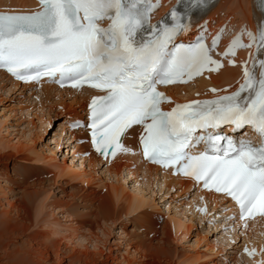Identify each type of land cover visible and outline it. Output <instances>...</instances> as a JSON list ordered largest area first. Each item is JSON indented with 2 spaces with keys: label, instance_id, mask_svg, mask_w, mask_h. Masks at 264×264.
Returning <instances> with one entry per match:
<instances>
[{
  "label": "snow or ice",
  "instance_id": "snow-or-ice-1",
  "mask_svg": "<svg viewBox=\"0 0 264 264\" xmlns=\"http://www.w3.org/2000/svg\"><path fill=\"white\" fill-rule=\"evenodd\" d=\"M200 3L188 0L183 13L170 9V22L154 25L149 17L159 4L153 0H38L30 13L0 12V68L24 82L49 77L61 86L87 84L103 92L92 98L89 122L82 125L97 153H127L122 138L140 126L147 160L224 193L239 206L241 219L264 215V58L253 55L230 94L161 110L168 98L158 85L186 83L185 77L222 67L210 54L219 36L211 47L203 37L188 47L176 43L189 29L185 17ZM246 34L248 44L234 37L222 55L253 44L264 51V22ZM225 126L250 129L258 143L247 131L238 140L224 134Z\"/></svg>",
  "mask_w": 264,
  "mask_h": 264
},
{
  "label": "bare ground",
  "instance_id": "bare-ground-1",
  "mask_svg": "<svg viewBox=\"0 0 264 264\" xmlns=\"http://www.w3.org/2000/svg\"><path fill=\"white\" fill-rule=\"evenodd\" d=\"M163 1H169V0H163ZM226 1L227 0L217 1V3L209 10L211 12L208 13L206 16L208 20H211L210 23L212 26L213 33L218 31L222 26L225 27V31H224L225 42H227L231 38V36H233L235 31H237L238 29H240L243 33H246V32H249L250 29L251 30L254 29L255 24L260 26L261 23L264 22L262 20V17H260V14L255 9L254 2L252 0H240L242 2V3L239 2L241 5L240 6L241 11L237 10L236 11L237 13H236L232 10V13H234V15L232 13H229L230 12L229 11L219 16L220 18L224 14H226L222 19L221 18L215 19L216 15H218V11L220 7L223 10V6L226 3ZM35 6H36L35 0H0V10L2 11H5V10L30 11V9L35 8ZM238 13H241V15H238ZM234 16H237V18L233 19ZM214 52L217 53L216 50H214ZM247 52L248 51L245 49L240 50L238 57L236 58L238 66L234 68H230L227 66L228 62H226L221 71H218L216 73H208L207 71H205L204 73H202V75L198 79L192 81L191 83L192 85H190L189 88L173 87L169 89V93H170L169 96L173 100L177 98L176 100L179 103H181V101H188L194 98L195 97L194 94L196 93H201V94L205 93L209 85H214L222 90H227V88L231 89L232 87H236L237 85H239V82L242 80V77H243L241 75L242 68L240 65L246 59ZM15 90L21 91V94L24 93V90H27L29 94L27 95V98H24L26 99L24 100V103L21 101V104L18 107L19 108L18 114H20L22 119L25 120L27 124L24 127H22L21 130L19 128L18 131L17 130L14 131L15 134H13L14 136L13 142L10 141L12 147H14L13 149H17L19 147H21L22 149H25L22 147V145L31 143L32 142L31 139L33 138V136L36 135V132H38L37 134H40V135H43L44 133L47 132V128L50 127V124H51L50 122L51 118L55 119V118H58L59 116H64L67 113L69 114L73 113V114H70L71 116L68 115V117H65L67 120L64 119L60 121L61 122L60 128L63 125V129H62L63 134H61L60 132L58 135H56V138L54 137L55 139H57L55 140V142L59 143L61 141L59 139L61 138L60 136L61 135L64 136L66 134L67 142L74 143V141L77 139V136L82 135V132H83L82 130H78L75 133H72V132L68 133L67 131L64 130V126L69 120H74V118L78 119L81 117V113L77 110V108H80V111L84 108L85 106L84 104L87 100V96L89 97L91 92L85 89H77L73 91H70L67 89L59 90V89H55L54 87L50 85H45V84H40V88L36 90V88L33 87L32 85L30 86L23 85V87H21L17 83H13L12 81H10V79L6 78L3 74H0V92H3L4 95L6 94L10 95V93H14ZM176 95H180V96L177 97ZM181 95H183L184 97H181ZM32 96L34 97L33 99H32ZM67 96L69 97L68 100H66ZM67 101H70V102L68 103ZM59 106H61L60 107L61 109L58 110L57 112V108ZM53 136H55V134ZM127 143L129 145H134L135 137L130 136L127 140ZM26 148H30V147H26ZM33 150L34 148L31 149V151ZM73 150L75 151V153L73 154L76 155L77 153L88 151L89 146L88 144L75 145ZM49 154H51L49 162H42V165L44 164L45 166L50 167L51 162H58L56 159L57 155L51 151H48L46 154L44 155L42 154V155L43 157H46V156H49ZM8 158H12L11 153L7 156V158L5 157L0 158V164L5 163ZM36 159L37 157L35 156L34 161ZM73 161L75 160L72 159V162L68 163L69 161H67L65 158L62 159V162H63L62 166L65 168L66 172L70 174L72 173L74 177H77L80 179V182L86 181L85 184L89 182L92 184L97 183V186L103 187L106 191L112 189V191H109V194H108L109 196L106 195L105 197L104 196L99 197V196H96L97 192L96 193L90 192L87 194L89 195L91 199L89 197H85V200H84V191L86 190L83 188V185H80L79 187H77L78 189L75 193V196L80 195V197L77 199H79L80 202L83 204V205L79 204V205H82L83 208H85V206H88L90 207V209H92L93 203L99 200L100 203L99 202L97 203L99 204L98 207L101 206L99 208V212L103 214L102 216L104 215L106 216L107 214L109 216V213L113 212L112 210L113 208L120 207L118 206L120 195L116 193L117 190L122 189L124 192L128 191L130 188L126 187L127 181L133 180L134 187L130 189L129 191L130 193L129 192L127 193L128 197L130 198V201L125 207L126 210L123 213L124 219L127 217V215L129 217L130 216L132 217L134 215L139 214L140 212H143V209L145 208L146 210V207H149L153 209L154 211H156L158 206L155 205L154 201L159 200V198H161V194L163 196L166 195L168 198L173 197V196L175 197V195L178 194L179 197L183 196L181 198L182 202L178 204L177 202L178 200L176 201L174 200L175 201L174 203H176V205L168 204L166 206V211H167L166 213L167 214L168 212L172 213V217H170V215H167V217L170 219L168 220L170 221V225L172 226L174 235L176 233L175 230L181 228V225H184V224L186 225V223H184L185 220L188 221L187 224L189 223L193 224V222L194 223L196 222L198 228L201 226H205L203 225L204 224L203 219L200 218L201 216L197 217L196 212L193 209L196 203L195 199L197 198V194L196 193L192 194L193 198L191 199V201H188L186 199V196L190 195V192H191V185H189V182L186 180H181V179H176V178L173 179L169 176L168 173L160 172L158 171V169L145 165L143 162L140 161V158L137 155H125V156L117 157L113 162L109 163V165L107 164L104 165L99 160V158L93 154L88 159H81L78 165H76V163H74ZM36 162L37 164H39L40 160L39 159L36 160L35 164ZM97 169L102 170V172H99ZM85 176L90 177L89 181H87V178H84ZM60 177H62V175L59 176V179H61ZM14 184H16V182H14ZM33 185L34 184H32V186ZM18 188L20 187L18 186ZM170 192L174 193L175 195L172 196L171 194H169ZM28 194L29 196H27L28 200L26 202H18L16 199L10 198V195H12V198L14 196V193L12 192V190H9L6 186H1L0 184V196L3 197V198L1 197L0 199V207H1L0 209V251H1L0 257L8 261V263L6 264H48L49 260L52 257L55 258L56 260L55 262L58 261V259L55 256H58L57 249L59 248L58 247L59 241L57 243V240L55 238H51V236L53 235H49L50 233L47 234L48 232L46 233L44 232V230H42V232H38V231H35L34 229L33 234L29 232L34 227L40 228L41 227L40 223H43L44 226L49 228L52 231L51 234L53 233L55 236L57 235L59 238H62L63 241L66 240V243L67 241H69V244L67 245L71 247H78L80 248V250L82 249V254L77 255V258L74 257L73 259V257H70V256H73L71 254L67 255L70 258L66 256L68 258L67 260H69L68 264H74V263L78 264V262L80 264L81 263L82 264H88V263L95 264L97 262L96 261L97 259L96 260L94 259L95 260L94 261L92 258L93 257L95 258V256L97 255L100 256L102 254V253L100 254L99 241L92 239L91 236H90L91 238L89 236L88 238L86 236V233L77 234V235L74 234V232H76V229H79V226L75 227L76 229L69 228L70 230L69 232L66 231L62 233L60 230L61 228L60 222H58L59 220H54L55 223L53 224L52 222L53 226L51 227L50 225L48 226L47 224H44L46 223V221L44 220V217L45 215L48 214V213L45 214L44 211L46 209L50 210L49 214H50V217H52V214L55 215L56 212H60L61 209H64L61 207V202L52 201L51 203H44V202L36 203L35 197L37 195L43 194V192L36 191L34 193L30 192ZM158 194L159 196L156 198ZM208 200L210 201L211 203L210 205L212 206L213 209L219 207V205L224 202L221 198H218L211 194L208 196ZM79 205L75 206L74 204H72L71 206H69V208L65 210L67 214L66 217L69 221L74 222L75 219H77V216H79L81 218L80 222L86 223L85 216L90 217L92 214L90 215V213H88L85 215V212L83 211L79 212V209H78ZM29 208L30 209L34 208V210L32 211L33 217H34L33 224L32 223L26 224L22 222L21 220L22 217L29 216L28 215ZM74 211H76L77 213ZM62 212L64 213V211ZM139 215H142V214H139ZM80 222H76L75 224L76 225L82 224ZM113 223H114V220H113ZM72 224L74 225V223ZM216 227L218 228L219 226L217 225ZM248 228H249V231H247ZM213 230H216V228ZM34 232H38V233H34ZM206 232H208V234L212 233L211 226ZM246 232L250 233L251 236H248L244 239L243 244L246 242V247L244 249L250 254L255 253L256 255H261L259 254V251H260V248H262L264 245V221L260 220L252 224H245L241 234L247 235ZM238 236H239L238 233H235L234 230L232 232L223 233V237L217 240V242L220 245L222 244L226 248V250H223L219 246H214V248L218 247L221 250H223L226 254L227 253L229 254L230 252H228L227 249H228V246L230 245V240H233L234 238H237ZM175 237L177 238V236ZM199 238L197 240L198 243L200 241ZM212 243L214 245L215 241ZM206 246L208 245L206 244ZM53 247L55 248L54 253H52L53 251L51 252V249ZM36 248L39 251H37ZM129 248L130 247L125 248V253L127 254V256H128ZM210 248L212 249V247ZM89 249L91 250V252H88L90 253V258L88 256L89 254H87V251ZM154 249L156 250L157 248H154ZM211 249H209L208 247V251H210ZM205 250H207V248ZM156 251L159 252L158 250ZM77 252L79 253V250ZM160 252H161V249H160ZM70 253L72 252L70 251ZM232 255L233 254H229V258L231 259L232 264H264V254L261 255L260 258L255 259V260H247L245 256L243 257L242 255H233V257ZM75 258H76V261H75ZM63 261L64 259L62 258V260L60 259L57 262V264H64Z\"/></svg>",
  "mask_w": 264,
  "mask_h": 264
},
{
  "label": "rangeland",
  "instance_id": "rangeland-1",
  "mask_svg": "<svg viewBox=\"0 0 264 264\" xmlns=\"http://www.w3.org/2000/svg\"><path fill=\"white\" fill-rule=\"evenodd\" d=\"M239 2L241 1L240 0L239 1L238 0H227L223 6V10L220 7L218 11V15H216L215 19H220V18L222 19L226 14H224L222 17L219 18L221 14L229 12V11H230L229 13H232V10L234 12H236L237 10L241 11V8H240L241 5ZM232 14L234 15V13ZM238 15H241V13H238ZM235 18H237V16L233 17V19ZM24 98H27L26 93L21 94V91H17V90H15L14 93H10V95L9 94L4 95L3 92H0V144H1L0 145V158H4V157L7 158V156L10 153L12 154V158H8L5 163L0 164V184L1 186H6L9 190H12V192L14 193V196L12 198V195H10V198L16 199L18 202H26L28 200L27 196H29L28 193L30 192L34 193L36 191L43 192V194L37 195L35 197L36 203L38 202L51 203L52 201L61 202V207L64 209H61L60 212H56L55 215L52 214V217H50V214H49L50 210L46 209L44 211L45 214L47 213L49 214V215L48 214L45 215L44 220L46 221V223L44 224H47L48 226L50 225L51 227L55 223L54 220H59L58 222H60V226H61L60 230L62 233L66 231L69 232L70 231L69 228H75L79 226V229L75 228L76 232H74V234L77 235V234L86 233L87 237L91 236L92 239L98 240L99 246H100V254L101 253L102 254L100 256L97 255L95 256V258L94 257L92 258L93 260L97 259L96 260L97 262L95 264H189V263L190 264L191 263L192 264H232L231 259L229 258V254L242 255L243 241L241 239L231 243L227 249L228 252L230 253L226 254L223 251V250H226V248L222 244L221 245L218 244V242L216 241V238L219 235L218 231L213 230V227L211 225L212 233L208 234V232H206L210 228L208 225V222L210 220H213L211 219L212 217L204 218L203 225L205 226H201L199 228L197 227L196 222H195L196 224L194 222L193 224L192 223L187 224L188 221L185 220L184 223H186V225L185 224L181 225V228L177 230H175L174 228V230L177 233V234L175 233L174 235L172 226L170 225V221H169L170 219L167 217V215H170V217H172V213H169V212L168 214L166 213L167 212L166 206L168 203L169 205H173V204L176 205V203H174L176 200H178L177 201L178 204L181 203L182 202L181 198L183 196L179 197L178 194L175 195L174 193H169L172 196L175 195V197L174 196L170 197L171 199L168 198L166 195L163 196L161 194V198H159V200L154 201L155 205L158 206L156 211H154L153 209L149 207H146V210L144 208L143 212L139 213L142 215L137 214L132 217L131 216L129 217L127 215V217L124 219L123 213L126 210L125 209L126 205L130 201V198L128 197L127 193L130 191L132 187H134L133 180L127 181L126 187L130 188L128 191L124 192L122 189L117 190L116 193L120 195V200L118 202L119 203L118 206L120 207L113 208L112 209L113 212L109 213V216L108 214L106 216L105 215L102 216L103 214L99 212V208L101 207V206L98 207L99 204H97L99 200L93 203L92 209H90V207L88 206H85V208H83L82 206L83 204L80 202L79 199H77L80 197V195L75 196V193L78 189L77 187H79L80 185H83V188L86 190L84 191V200H85V197H89L87 193L97 192L96 196L105 197L106 195L109 196L108 195L109 191H112V189L106 191L103 187L97 186V183L92 184L89 182L85 184L86 181L80 182L79 178L74 177L72 173L70 174L65 171V168L62 166L63 165L62 159L65 158L67 161H69L68 163H70V161L72 162V159L75 160L78 157L77 155L73 154L75 153L73 149L71 151H67L66 153L64 149H60L59 152H57V156H56V159L58 162H51L50 167L45 166L44 164L42 165V162H49V159L51 157L50 156L51 154H49V156L43 157L44 154H46L48 151H51L54 154H56V151L60 148L62 139L59 138L61 141L59 143H56L55 140L57 139L55 138H56V135H58L60 132L61 134H63L62 133L63 125L61 128L59 126L60 128L59 129L58 124H61L60 122L61 120L66 119L65 117H68V115L73 114V113H70V114L67 113L66 115L63 114L64 116H59L58 118H55V119L51 118L50 120L51 128L49 129L48 127L46 133H44L43 135H40V134H37L38 132H36V135L33 136V138L31 139L32 140L31 143L22 145V147L25 149H22L21 147L17 148L19 150L13 149L14 147H12L10 141L13 142V137H14L13 134H15L14 131L16 130L18 131L19 128L21 130V128L27 124L25 120L22 119L20 114H18V110H19L18 107L20 106L21 101L24 103V100H26ZM67 102L69 103L70 101H67ZM58 110L59 109L57 108V112ZM77 110L79 111V108H77ZM64 130L67 131L65 126H64ZM54 134L55 136H53ZM66 142H67V139H66ZM52 144H54V147ZM24 146L30 147V148H26ZM33 148L34 150L31 151V149ZM70 152H71V156L69 155ZM59 154H61L62 156H65V155L66 156L63 158H60V157L58 158ZM35 156L37 157L36 160L38 159L40 160L39 164H37V162L35 164V161H36V160L34 161ZM73 162L75 163V161ZM98 171L102 172V170H98ZM61 175L62 177H60L61 179H59V176ZM84 178H87V181H89L90 177L85 176ZM14 182H16V184H14ZM32 184L34 185L32 186ZM18 186L20 188H18ZM158 196L159 194L156 196V198ZM1 197L2 196H0V199ZM72 204H74L75 206L82 204V205H79L78 207L79 212L83 211L85 212V215L88 213H90V215L92 214L90 217L85 216L86 223L80 222L81 218L79 216H77V219H75L74 222L69 221L67 219L66 217L67 214L65 210L68 209L69 206H71ZM33 210L34 208L32 209L29 208V211H28L29 216L22 217L21 219L22 222L26 224L34 223L33 222L34 217L32 213ZM62 211H64V213ZM113 220H114V223H113ZM76 222L82 223L83 226L82 224H80L81 226L78 224L76 225L75 224ZM72 223H74V225ZM40 224H41L40 228L34 227L29 232L33 234L34 229L35 231H38V232H42V230H44V232L46 233L48 232L47 234L50 233L49 235H53L51 236V238H55L57 240V243L59 241L58 243L59 245L57 244L59 247L57 249L58 256H55L58 259V261L60 259L62 260L63 258L64 259L63 263L68 264V261H69L67 260L68 258L73 257L74 259V257L77 258V255L82 254V249L80 250V248L78 247H71L67 245L69 244V241H67L66 243V240L63 241L62 238H59L57 235L55 236L53 233L51 234L52 231L46 226H44L43 223H40ZM38 232H34V233H38ZM175 236H177V238ZM198 238L200 239V241L202 240L201 242L199 241V243L197 241ZM211 240L212 242L215 241L214 245L211 242ZM206 244L208 246H206ZM214 246H219L223 250H221L218 247L214 248ZM128 247L130 248H129L128 256H127V254L125 253V248H128ZM208 247L209 249H211L210 247H212V249L208 251ZM154 248H157L156 250H158L159 252L161 249V252L160 253L157 252ZM162 248L164 249V251ZM206 248L207 250H205ZM54 249H55L54 247L51 249V252L53 251L52 253L55 252ZM36 250L39 251L37 248ZM76 250L77 251L79 250V253ZM70 251L72 253H70ZM88 252H91V250L89 249L87 251V254H89L88 256L90 258V253ZM208 252L210 253V255ZM68 254H71L73 256L68 257L67 256ZM133 254L134 255L136 254L135 257ZM76 258H75V261H76ZM55 261H56L55 258L52 257L49 260L48 264H57L58 261L57 262ZM6 263H8V261L0 257V264H6ZM78 264L80 263L78 262ZM88 264H91V263H88Z\"/></svg>",
  "mask_w": 264,
  "mask_h": 264
}]
</instances>
